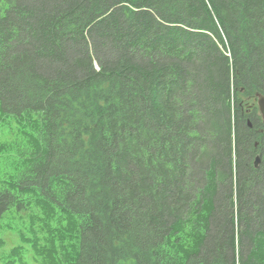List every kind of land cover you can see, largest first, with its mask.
<instances>
[{
	"label": "trees",
	"instance_id": "obj_1",
	"mask_svg": "<svg viewBox=\"0 0 264 264\" xmlns=\"http://www.w3.org/2000/svg\"><path fill=\"white\" fill-rule=\"evenodd\" d=\"M257 94L264 0H0V219L45 210L65 264H264Z\"/></svg>",
	"mask_w": 264,
	"mask_h": 264
},
{
	"label": "rangeland",
	"instance_id": "obj_2",
	"mask_svg": "<svg viewBox=\"0 0 264 264\" xmlns=\"http://www.w3.org/2000/svg\"><path fill=\"white\" fill-rule=\"evenodd\" d=\"M23 131L18 121L2 115L0 110V169L7 174L18 164L15 145L24 141ZM54 225L53 218L43 209L33 215H4L0 219V264H18L19 260L21 264H41L44 258L37 254L42 249L48 253L50 264H65L62 256L67 249L62 241L68 230L57 228L55 233Z\"/></svg>",
	"mask_w": 264,
	"mask_h": 264
},
{
	"label": "water",
	"instance_id": "obj_3",
	"mask_svg": "<svg viewBox=\"0 0 264 264\" xmlns=\"http://www.w3.org/2000/svg\"><path fill=\"white\" fill-rule=\"evenodd\" d=\"M256 103H257V107H258L259 113H260V115L262 117V120L264 122V96L260 95V94H257L256 95ZM259 162H260V157L256 156L255 160H254V167L255 168L258 167Z\"/></svg>",
	"mask_w": 264,
	"mask_h": 264
}]
</instances>
